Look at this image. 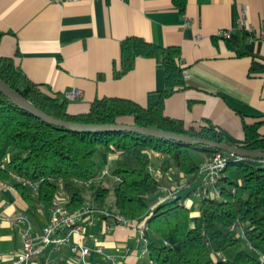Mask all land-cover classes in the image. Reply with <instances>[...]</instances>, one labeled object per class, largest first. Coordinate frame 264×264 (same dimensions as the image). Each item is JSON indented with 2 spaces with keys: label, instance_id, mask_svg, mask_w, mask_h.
Instances as JSON below:
<instances>
[{
  "label": "crops",
  "instance_id": "0c3cea01",
  "mask_svg": "<svg viewBox=\"0 0 264 264\" xmlns=\"http://www.w3.org/2000/svg\"><path fill=\"white\" fill-rule=\"evenodd\" d=\"M242 5L251 34L235 29L228 39L218 37V30L235 27ZM262 31L264 0H186L183 12L172 0H0V57L12 58L45 95L64 98V93L78 90L77 98L68 101L70 113L84 112L102 97L128 99L142 107L158 100L165 83L154 59L138 57L129 71L115 74L121 40L135 36L180 51L185 87L164 99V114L186 128L209 122L236 145L244 144V124L264 121ZM258 132L264 136V123ZM162 158L151 153V160L159 164ZM114 159L107 155L103 163ZM172 168L154 171L160 188L148 198L150 208L175 185H186L183 173ZM1 182L7 188H0V264H7L21 248L22 227L12 219L24 214L32 232L39 234L48 222L49 205L38 203L35 196L25 201L11 179ZM177 196L184 197L180 201L191 215L198 214L199 204L193 200L200 199L196 187ZM105 211L109 215L95 211L82 221L89 256L77 259L67 246L59 251L48 246L37 252L32 264H145L138 229L117 223L112 217L116 210ZM97 247L101 253L94 251ZM234 248L232 255L239 249Z\"/></svg>",
  "mask_w": 264,
  "mask_h": 264
},
{
  "label": "trees",
  "instance_id": "16d2710c",
  "mask_svg": "<svg viewBox=\"0 0 264 264\" xmlns=\"http://www.w3.org/2000/svg\"><path fill=\"white\" fill-rule=\"evenodd\" d=\"M172 2L177 10L184 11L186 0ZM229 47L238 55L243 54L230 43ZM179 55L178 47L160 46L135 36L121 40L116 75L129 71L138 57L154 59L163 71L165 87L149 107L128 99L102 97L94 99L86 111L70 113L66 99L43 94L9 57H0V79L33 106L62 121L134 125L232 145L209 122L186 128L182 121L164 114V99L185 87ZM125 118L129 122H124ZM263 123L243 125V148L264 151V136L258 132ZM190 149L201 150L206 161L219 151L128 131L67 130L42 121L0 93V165L4 164L0 168V181H8L9 172L33 181L42 179L36 191L13 182L25 201L35 196L38 203L49 205L55 193L61 191L69 197L66 206L70 210L80 209L87 201L95 211H103L111 192L116 214L145 227V264H262L264 162L255 166L244 158L230 160L216 184L218 197L203 193L196 216L191 215L190 209L180 201L184 197L180 196L149 207L148 198L157 195L160 188L150 167L151 153L163 155L159 164L162 172L175 167L183 173L187 186L183 192L190 187L194 189L202 178L200 165L191 156ZM100 151L115 156L110 167L113 178L110 187L103 184V177H96L101 164L95 156ZM231 166L238 172V182L227 174ZM87 182L91 183L85 186ZM239 224L242 238L237 236ZM237 246L239 249L230 258L224 257V253Z\"/></svg>",
  "mask_w": 264,
  "mask_h": 264
},
{
  "label": "built area",
  "instance_id": "2783aa9c",
  "mask_svg": "<svg viewBox=\"0 0 264 264\" xmlns=\"http://www.w3.org/2000/svg\"><path fill=\"white\" fill-rule=\"evenodd\" d=\"M51 2L65 3V2H77L79 0H48ZM247 30L251 34V29L247 25L246 21V7L240 6L239 17L236 19L234 28L221 29L217 31V36L228 39L233 30ZM260 38L264 40V31L259 34ZM183 72V76H185ZM79 91L73 89L72 91L64 93V99L67 101L77 98ZM241 158L236 156L227 155L221 151L215 152L204 164L200 166V172L202 174L201 182L196 186V192L198 196L203 193H207L213 197H218L219 192L216 189V184L223 175V171L227 167L230 160H239ZM0 168H4V164L0 165ZM110 171V162L106 161L100 167L97 173V178H102ZM10 179L12 181H18L24 186L29 187L31 190L36 191L40 180H29L18 177L16 174L9 172ZM117 179V178H116ZM57 185L59 181L56 182ZM91 182L84 183L88 186ZM185 185H175L172 190L166 191L160 201L168 199H174L185 188ZM0 188H7L4 182L0 181ZM211 190V192H207ZM69 197L61 191L55 193L48 208V222L42 228L39 234L32 232V225L24 214H19L12 219V222L21 225V248L16 251L12 257V260L7 264H32L33 259L37 256V252L45 247H52L54 250L59 251L64 246H67L70 253L77 259H84L90 255L91 250L85 245L83 238V226L82 221L89 218L95 210L91 208L89 202H85L84 205L78 210H70L66 203ZM101 214L109 215L105 210L99 211ZM117 223L127 226L135 227L144 242L145 247L142 250V257L145 259L147 256L146 239L144 237L145 227L138 225L136 221L125 219L117 214L112 215ZM1 218V217H0ZM237 236L242 238L243 231L242 226L239 224ZM233 229V226L231 227ZM97 253H101V248L97 247L95 250ZM264 264V260L262 262Z\"/></svg>",
  "mask_w": 264,
  "mask_h": 264
},
{
  "label": "water",
  "instance_id": "95a60500",
  "mask_svg": "<svg viewBox=\"0 0 264 264\" xmlns=\"http://www.w3.org/2000/svg\"><path fill=\"white\" fill-rule=\"evenodd\" d=\"M0 93L7 97L12 103L20 107L21 109L29 112L30 114L38 117L42 121L62 127L67 130L75 132H116V131H128L138 133L140 135L154 137L159 139L170 140L188 146H204L208 148H214L227 155L236 156L239 158L247 159L248 162L255 166H260L264 162V151L260 150H248L242 147V145L227 143H218L202 138L191 137L188 135L177 134L167 131H162L158 129L137 127L134 125H124V124H107V125H92V124H78L72 122H66L56 119L45 112L39 110L33 106L29 101H27L18 92L13 90L9 85L0 79Z\"/></svg>",
  "mask_w": 264,
  "mask_h": 264
},
{
  "label": "rangeland",
  "instance_id": "374dc122",
  "mask_svg": "<svg viewBox=\"0 0 264 264\" xmlns=\"http://www.w3.org/2000/svg\"><path fill=\"white\" fill-rule=\"evenodd\" d=\"M190 154L193 157V159L200 165L202 163V161H205L206 157L204 155V153L201 150H196V149H190ZM107 158V155H105V153L103 151H100L99 153H97V155L95 156L96 162L98 164H102L103 161ZM114 164V160L110 161V167H112ZM151 170L153 175H156L154 173V171H158V167H159V161L152 159L151 160V164H150ZM172 169H174V171H176L177 173H181L177 168L173 167ZM111 170L108 172L107 175H105L103 177V183L104 185H106L107 187H110L112 184V176L110 174ZM227 174L228 176L238 182V172L236 170V168L234 166H231L228 170H227ZM168 175V174H166ZM165 175V176H166ZM157 178V175L155 176ZM176 178V177H175ZM177 179V178H176ZM96 182V181H95ZM97 183V182H96ZM186 186V185H185ZM187 187V186H186ZM193 200L195 201V204H199L200 203V199L198 198H193ZM106 208H109L112 212L115 210L114 208V196L113 194L110 192L109 196L107 198V206ZM235 248L233 247L232 250L230 249V251H227L226 253V257H230L232 254L230 253L231 251H234Z\"/></svg>",
  "mask_w": 264,
  "mask_h": 264
}]
</instances>
